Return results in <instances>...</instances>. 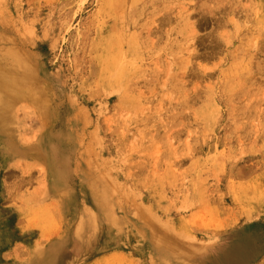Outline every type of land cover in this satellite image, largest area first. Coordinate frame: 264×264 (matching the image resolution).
<instances>
[{
    "label": "rangeland",
    "instance_id": "374dc122",
    "mask_svg": "<svg viewBox=\"0 0 264 264\" xmlns=\"http://www.w3.org/2000/svg\"><path fill=\"white\" fill-rule=\"evenodd\" d=\"M10 57L0 264H264V0H0Z\"/></svg>",
    "mask_w": 264,
    "mask_h": 264
},
{
    "label": "bare ground",
    "instance_id": "6f19581e",
    "mask_svg": "<svg viewBox=\"0 0 264 264\" xmlns=\"http://www.w3.org/2000/svg\"><path fill=\"white\" fill-rule=\"evenodd\" d=\"M10 58L14 61V64L12 65L6 64V60L5 63L0 61V151L4 152L3 154L7 155L9 159L12 158L18 160L39 156L43 153L41 150L44 151V155L48 156V149L51 148L50 146L38 143L37 147H31L28 145L31 142L28 143L26 141L28 144H23L18 142L14 137V134L17 132L15 124H17L18 117L15 116L14 112L17 105L21 102L24 103V101H27V103L30 101L29 104L32 102L36 107H39L40 104L38 102L39 99L37 100L34 96V91L32 92L28 87V85L30 86V80L32 78V73L29 67L23 63V60L13 57ZM46 109L47 107L45 108V111Z\"/></svg>",
    "mask_w": 264,
    "mask_h": 264
}]
</instances>
